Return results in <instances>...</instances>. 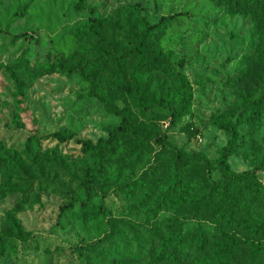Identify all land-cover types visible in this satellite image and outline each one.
Instances as JSON below:
<instances>
[{
    "label": "rangeland",
    "instance_id": "374dc122",
    "mask_svg": "<svg viewBox=\"0 0 264 264\" xmlns=\"http://www.w3.org/2000/svg\"><path fill=\"white\" fill-rule=\"evenodd\" d=\"M256 1L0 0V264H264L261 255L249 257V241H264V230L252 235L222 227L213 200L190 195L153 209L169 178L190 183L201 175L196 157L207 162L206 176H220L216 160L231 125L236 136L225 161L264 184V112L246 122L241 97H257L264 87V4L257 8ZM128 4L138 5L150 23L175 14L149 43L160 49L161 68L187 82L189 102L170 126L167 109H143L119 87L131 82L127 71L135 60L137 13ZM89 15L100 19V33L121 53L122 73L102 56L103 42L80 35ZM58 54L71 72L48 69L47 58ZM176 86L159 71L141 73L144 103L170 97ZM114 108L144 137L116 142L81 207L95 156L79 140L105 137L120 120ZM57 131L70 138L58 141ZM156 132L168 144L155 142ZM170 145L192 157L176 161ZM68 201L72 206L64 209ZM238 214L263 218L264 195Z\"/></svg>",
    "mask_w": 264,
    "mask_h": 264
},
{
    "label": "trees",
    "instance_id": "16d2710c",
    "mask_svg": "<svg viewBox=\"0 0 264 264\" xmlns=\"http://www.w3.org/2000/svg\"><path fill=\"white\" fill-rule=\"evenodd\" d=\"M83 1L84 0H77V4L80 6ZM263 4L264 0H257L255 2V7L261 8ZM127 6L133 8L137 13L136 19L133 22L136 23L137 31L131 43V51L135 56V60L130 64L127 71V77L131 82L126 83L122 80L119 87L126 93L134 94L138 105L143 109L151 106H160L167 109L169 112L168 126H170L175 123L178 115L184 110L189 102L190 95L186 92L187 82L181 73H173L161 68L163 58L160 57V49H157L156 51L151 50L149 48V43L153 32L169 23L175 17V14L161 15L156 22L150 23L140 14L141 8L138 5L128 4ZM99 26L100 19L89 15L82 23L79 33L82 37H95L103 42L105 47L101 49L102 56L117 70L118 73H122V67L120 65L122 55L121 53H116L112 40L106 38L100 33ZM20 35L21 34L18 33L16 36ZM46 66L49 70L60 69L67 72L72 71L70 66L64 62L62 54L47 58ZM150 71H159L163 75L171 77L177 82V86L170 97L158 95L153 101L144 103L139 89L141 73H148ZM123 77L122 74V78ZM241 97L247 107L243 117L244 120L249 123L259 120L261 114L264 112V107L261 105V100L264 98V87L257 97ZM110 111L119 115L120 120L118 123L111 124L106 128L105 137H99L94 142L89 139L79 140L80 148L83 151L94 150L95 156V166L87 167L85 171L86 178L82 182L85 197L79 203L81 207L86 205V201L89 198V185L94 181L97 174L101 173L107 165L105 155H112L114 153L116 142L124 136L144 137L143 134L130 126L126 112L116 108L110 109ZM212 120L213 122H216L213 118ZM228 130L230 133V139L228 143L222 147L216 160V163L220 168V176L215 179H210L206 176L208 172L207 162L202 158L196 157V160L199 162L202 169L201 175L190 183H182L179 175H174L169 178L168 184L163 189L156 192L153 200V209L159 210L167 205H171L173 198L180 202H184V200L190 195L191 198L204 197L207 198L208 201L213 200L216 204V220L222 227L232 225L234 228L251 233L252 235L262 234L264 230V217L255 221L250 217L238 214V211L243 208L245 203H248L250 199H253V197L264 195V184L260 183L255 178L252 171L235 172L230 169L225 159L231 151L233 140L236 136L235 126L231 125ZM52 135L58 141H64L70 138V134L67 132L57 131L52 133ZM153 140L158 143H167L164 133L156 132L153 135ZM170 147L174 151V158L178 162H185L192 157L189 153H185L180 149L175 148L173 145H170ZM132 188L133 187L130 186L127 190L131 191ZM198 200L199 199H197L196 202ZM193 204L195 203L193 202ZM71 206L72 201H68L63 205V208L67 209ZM95 209L102 214H107L108 212L102 205H96ZM149 209L151 210V207H149ZM249 245V257L253 255H261L264 258V241L254 242L250 240ZM221 246L224 248V252H227L230 247V242L224 241L221 243Z\"/></svg>",
    "mask_w": 264,
    "mask_h": 264
}]
</instances>
